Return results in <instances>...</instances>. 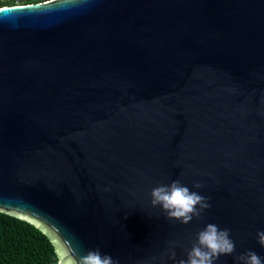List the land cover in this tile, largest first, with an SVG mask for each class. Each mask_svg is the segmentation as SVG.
I'll use <instances>...</instances> for the list:
<instances>
[{
    "label": "water",
    "instance_id": "water-1",
    "mask_svg": "<svg viewBox=\"0 0 264 264\" xmlns=\"http://www.w3.org/2000/svg\"><path fill=\"white\" fill-rule=\"evenodd\" d=\"M176 179L202 218L151 205ZM0 211L120 264H177L207 223L215 264L264 257V0L0 6Z\"/></svg>",
    "mask_w": 264,
    "mask_h": 264
},
{
    "label": "clouds",
    "instance_id": "clouds-1",
    "mask_svg": "<svg viewBox=\"0 0 264 264\" xmlns=\"http://www.w3.org/2000/svg\"><path fill=\"white\" fill-rule=\"evenodd\" d=\"M194 188H200V183H194ZM150 203L159 206L167 218L178 220L183 224L190 223L194 217L202 218L206 209L211 207L209 198L192 191L179 179L170 184H160L151 189ZM229 228H220L215 223H207L196 233L191 247L186 250V258L177 264H215L222 255H232L236 252L235 242ZM258 243L264 247V230L257 232ZM62 256L60 264H120L107 253H102L97 247L89 249L85 254H78L70 240H57ZM169 258L175 259V251H170ZM237 264H264V257L249 249L234 257Z\"/></svg>",
    "mask_w": 264,
    "mask_h": 264
},
{
    "label": "trees",
    "instance_id": "trees-1",
    "mask_svg": "<svg viewBox=\"0 0 264 264\" xmlns=\"http://www.w3.org/2000/svg\"><path fill=\"white\" fill-rule=\"evenodd\" d=\"M42 0H0V6ZM50 238L34 224L0 211V264H58Z\"/></svg>",
    "mask_w": 264,
    "mask_h": 264
},
{
    "label": "snow or ice",
    "instance_id": "snow-or-ice-1",
    "mask_svg": "<svg viewBox=\"0 0 264 264\" xmlns=\"http://www.w3.org/2000/svg\"><path fill=\"white\" fill-rule=\"evenodd\" d=\"M21 219H25V220H27L28 218L27 217H21ZM30 223H35V221H29ZM38 227H39V225H37ZM56 252H57V256L59 257V258H61V256H62V253H61V250L59 249V248H57L56 249Z\"/></svg>",
    "mask_w": 264,
    "mask_h": 264
}]
</instances>
